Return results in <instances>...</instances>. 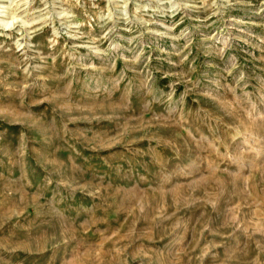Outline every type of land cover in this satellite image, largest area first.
<instances>
[{
    "label": "rangeland",
    "instance_id": "374dc122",
    "mask_svg": "<svg viewBox=\"0 0 264 264\" xmlns=\"http://www.w3.org/2000/svg\"><path fill=\"white\" fill-rule=\"evenodd\" d=\"M0 264H264V0H0Z\"/></svg>",
    "mask_w": 264,
    "mask_h": 264
}]
</instances>
